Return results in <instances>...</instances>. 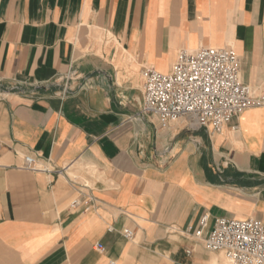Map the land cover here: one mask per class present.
<instances>
[{
  "label": "crops",
  "instance_id": "1",
  "mask_svg": "<svg viewBox=\"0 0 264 264\" xmlns=\"http://www.w3.org/2000/svg\"><path fill=\"white\" fill-rule=\"evenodd\" d=\"M205 47L264 98V0H0V264H219L203 216L264 222V105L140 113L143 68Z\"/></svg>",
  "mask_w": 264,
  "mask_h": 264
},
{
  "label": "built area",
  "instance_id": "2",
  "mask_svg": "<svg viewBox=\"0 0 264 264\" xmlns=\"http://www.w3.org/2000/svg\"><path fill=\"white\" fill-rule=\"evenodd\" d=\"M141 78L140 113L156 117L161 127L186 118L221 133L243 111L264 105V98L254 97L241 82L238 57L230 47L181 51L170 73L144 67ZM23 169L35 170L32 157L24 159ZM207 221V216L201 218L195 237L209 253L221 254L227 264H264V222L218 219L203 238ZM132 235L124 233L126 239Z\"/></svg>",
  "mask_w": 264,
  "mask_h": 264
},
{
  "label": "rangeland",
  "instance_id": "3",
  "mask_svg": "<svg viewBox=\"0 0 264 264\" xmlns=\"http://www.w3.org/2000/svg\"><path fill=\"white\" fill-rule=\"evenodd\" d=\"M218 256H219V258H218L219 264H227L226 260H224V258H223V256L221 254H219Z\"/></svg>",
  "mask_w": 264,
  "mask_h": 264
},
{
  "label": "bare ground",
  "instance_id": "4",
  "mask_svg": "<svg viewBox=\"0 0 264 264\" xmlns=\"http://www.w3.org/2000/svg\"><path fill=\"white\" fill-rule=\"evenodd\" d=\"M227 263V262H226Z\"/></svg>",
  "mask_w": 264,
  "mask_h": 264
}]
</instances>
